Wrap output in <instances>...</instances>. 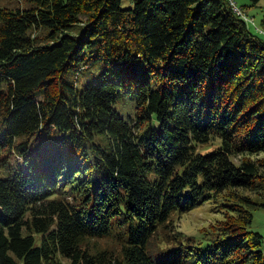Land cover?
Instances as JSON below:
<instances>
[{"label": "trees", "instance_id": "obj_1", "mask_svg": "<svg viewBox=\"0 0 264 264\" xmlns=\"http://www.w3.org/2000/svg\"><path fill=\"white\" fill-rule=\"evenodd\" d=\"M131 1L0 0V166L36 165L0 177V264H264L240 194L264 189V14L255 33L229 0ZM99 56L112 77L67 78ZM215 198L237 225L183 235L174 216Z\"/></svg>", "mask_w": 264, "mask_h": 264}, {"label": "rangeland", "instance_id": "obj_2", "mask_svg": "<svg viewBox=\"0 0 264 264\" xmlns=\"http://www.w3.org/2000/svg\"><path fill=\"white\" fill-rule=\"evenodd\" d=\"M234 3L242 6L246 14L250 17H253L254 23H247V28L252 32L258 33L256 30L258 27H255V25H261V17L264 14V0H257L254 3L251 0H235ZM132 5L133 4L131 0H121L122 7H131ZM80 18L81 21L74 23L69 30V33L74 36H77L83 28L86 15L82 13ZM115 69L116 65L105 59L103 56H99L95 59L89 57L79 65V68L75 72H69L66 76L67 78L75 80V83L81 88L92 81H100L103 78L112 77L113 71ZM131 98L132 94L128 92L119 98L115 103L116 110L124 117L134 114V103L133 98ZM35 143L36 142H32L30 146L31 154L38 153L40 149H45L44 144L36 145ZM216 144L217 141L214 140V142L210 143L209 146L212 148L215 147ZM250 157L256 159L258 162L260 161V164L264 165V152L250 154ZM30 162L31 158L30 160L24 161L22 157L19 158L15 154L9 155L7 158V163L0 166V177H7L9 172L14 171V168L16 171H28L31 165L35 168L36 165L30 164ZM43 163L46 168H48L50 165V161H43ZM51 167L54 170L53 172L47 171L46 168H43V172L46 173V182H55L51 173H57V179L61 181L60 185L62 188L68 179H65V176H63V173H65L67 169L66 164H62L56 159L52 162ZM59 189L60 187L58 185V190ZM240 194L249 197L251 202H242L252 212V221L248 227L245 228V226H242L243 232L246 234L245 229H247L259 232L260 234L264 235V205L259 204L260 201H264V189L262 192H255L247 188H242L240 189ZM222 202L223 200L221 198H215L213 200L204 202L202 205L197 206L187 213H184L180 216H174V220H176L175 222L177 223L178 229L183 235H189L194 241H199L208 237H212L215 235V233L220 232V226L223 223V219L224 221H229L231 226L234 228L235 225H237V222L234 221V224L232 223L231 220H233V218L229 216L226 211L227 207L223 206ZM160 245H162L160 243V239L155 238L150 245L151 252L154 254L155 252L159 251V249H161Z\"/></svg>", "mask_w": 264, "mask_h": 264}, {"label": "built area", "instance_id": "obj_3", "mask_svg": "<svg viewBox=\"0 0 264 264\" xmlns=\"http://www.w3.org/2000/svg\"><path fill=\"white\" fill-rule=\"evenodd\" d=\"M229 3L235 14H238L239 16L243 17L246 21H249V22L253 21L252 17L247 16L240 7L236 6V4L233 1L229 0ZM259 31L264 33V30H259Z\"/></svg>", "mask_w": 264, "mask_h": 264}, {"label": "bare ground", "instance_id": "obj_4", "mask_svg": "<svg viewBox=\"0 0 264 264\" xmlns=\"http://www.w3.org/2000/svg\"><path fill=\"white\" fill-rule=\"evenodd\" d=\"M236 4V3H235ZM237 6V5H236ZM239 7V6H238Z\"/></svg>", "mask_w": 264, "mask_h": 264}]
</instances>
